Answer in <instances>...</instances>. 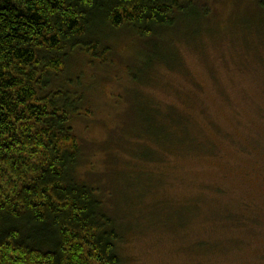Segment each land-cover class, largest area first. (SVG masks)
Listing matches in <instances>:
<instances>
[{
  "label": "rangeland",
  "instance_id": "obj_1",
  "mask_svg": "<svg viewBox=\"0 0 264 264\" xmlns=\"http://www.w3.org/2000/svg\"><path fill=\"white\" fill-rule=\"evenodd\" d=\"M258 2L203 1L204 19L183 17L159 37L167 65L146 43L110 31L105 63L83 53L68 61L62 80L86 110L71 122L81 147L78 177L108 198L102 203L123 236L121 264H264ZM167 106L196 122L215 150L202 141L203 154L183 151L186 132L166 120ZM156 134L172 136L171 152L156 147Z\"/></svg>",
  "mask_w": 264,
  "mask_h": 264
},
{
  "label": "trees",
  "instance_id": "obj_2",
  "mask_svg": "<svg viewBox=\"0 0 264 264\" xmlns=\"http://www.w3.org/2000/svg\"><path fill=\"white\" fill-rule=\"evenodd\" d=\"M203 1L0 0V264H121L123 236L109 205L78 177L81 147L71 122L86 110L62 76L77 53L105 63L109 31L146 43L160 62L159 37L183 17L204 19ZM164 109L186 132L183 151L203 154L202 141L215 150L196 122ZM151 111L156 120L160 112ZM170 138L156 134V147L171 152ZM153 153H145L150 161Z\"/></svg>",
  "mask_w": 264,
  "mask_h": 264
}]
</instances>
